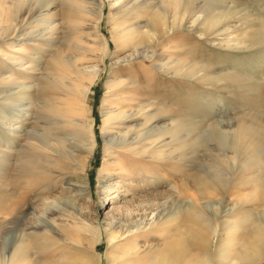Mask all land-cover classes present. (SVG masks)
Instances as JSON below:
<instances>
[{
	"label": "rangeland",
	"instance_id": "obj_1",
	"mask_svg": "<svg viewBox=\"0 0 264 264\" xmlns=\"http://www.w3.org/2000/svg\"><path fill=\"white\" fill-rule=\"evenodd\" d=\"M51 1L0 0V258L5 246L9 253L24 251L13 264H73L78 257L94 264H164V256L172 264H235L255 250L257 221L264 218L258 195L264 188V0H181L174 25L169 0L134 7L130 0L121 8L119 0ZM97 3L100 20L85 12ZM155 3L163 7V26L150 23ZM124 28L130 38L122 43ZM105 41L103 60L85 64L98 69L82 99L92 151L73 161L72 172L27 171L20 162L26 133L72 130L66 117L77 81L56 63L65 57L72 64L80 50L101 53ZM131 101L167 125L157 134L144 132L149 137L141 143L158 135L160 144L139 160L121 144L107 143L103 132L105 114ZM239 125L250 133L234 152L228 141ZM36 154L26 149L28 161ZM106 172L109 190L98 186ZM54 176L67 178L47 195ZM74 184L82 197L68 192ZM49 196L56 203L47 206ZM108 227L122 237L131 229L130 239L111 245ZM193 232L197 238L189 237ZM179 241L185 250L176 258L167 244Z\"/></svg>",
	"mask_w": 264,
	"mask_h": 264
},
{
	"label": "bare ground",
	"instance_id": "obj_2",
	"mask_svg": "<svg viewBox=\"0 0 264 264\" xmlns=\"http://www.w3.org/2000/svg\"><path fill=\"white\" fill-rule=\"evenodd\" d=\"M119 1L121 2L119 3L118 8H121L127 5L130 0H119ZM146 1L147 0H144V1L136 0V3H133L132 7L142 6V4H144V2ZM51 3L52 1L48 0L47 6L50 5ZM180 3H181V0H169L165 4V6H170L173 10L172 12L173 24L172 25L175 24V20L179 19V17H176V15L178 13L177 6H179ZM154 5H156V8L153 10L152 14L153 16H155V18H153L154 20H150V23L153 26H156V24H160L161 26H163V23H164L163 19L165 17L164 12L161 11L163 7H161L158 3H155ZM102 10L103 9H102L101 3H97V7H95L94 10L85 8V12H87L89 15L90 14L94 15L97 20H100L102 12H103ZM185 11H186V8H185ZM4 13H5V20L6 21L10 20V10L6 9ZM208 17L215 18L213 15H209L206 18ZM158 21H161V22L158 23ZM95 25H96L95 31L97 33L99 32V22L97 21ZM49 26H50L49 27L50 31L56 29L57 27L56 25L54 26L49 25ZM6 28L9 29L8 24L6 25ZM129 33H130L129 30H126L125 28L121 29L120 36L118 37L119 41L122 43L127 41L130 38ZM152 34H149L150 35L149 37L152 38L153 37ZM93 48L94 50L96 49L95 46H93ZM108 48H109V45L105 41L102 44V46H99V48H97L99 49V51L101 50V53H95L94 55L87 56V55H82V50H80L75 55V59L72 64L65 57L62 58L63 60H60V61L58 60V62L56 63L59 66H61L62 69H64V71L71 72L73 74L75 81H77V84L74 85V87L72 88L73 99L71 101L72 103L70 104L69 110H68L69 117L68 118L66 117V122L67 124L70 125V128L72 130L71 132H39V131L34 132L33 130V132L26 133L25 135L26 141L20 146V149L23 150V153L21 154L20 162L26 161V165H28L26 168L27 171L33 172L35 168L41 166V167L47 168V170H49L51 175L54 174L55 172H58V174H62V173L64 174V171L66 170L67 172L68 171L72 172L73 171L72 167L74 164L73 161L80 159V158L81 159L85 158L86 155L83 156V154H88L92 151V143H91L92 138L91 137L94 136V133L87 131V129L84 128V125L82 123V118L85 116V113H84L85 109L83 110V107H82L83 106L82 104H84L82 103V99L83 100L85 99L87 92L89 91L92 83L97 77L98 69H95L96 66H92V65L88 66L85 64L96 62L98 58H102L103 60V56L105 55V52L107 51ZM138 51H139L138 48L135 47L133 55L138 54ZM51 58H53V56ZM61 67L59 68L61 69ZM158 67H162V65ZM37 69L39 70L38 76H42L43 75L42 68H35L34 72ZM109 84L111 88L114 86L113 81H110ZM12 100L14 99L12 98ZM40 109H41L40 104L36 103V110H35L36 113L39 112ZM145 109L148 111L146 119H145ZM143 111H144V118L141 119L140 116L142 115ZM149 112L150 111L145 106H140L139 104L134 106L132 104V101L129 103H122L121 106L114 107L113 109L108 111V113L105 114L106 116L103 118V125H104L103 132L108 138L107 143L114 145V143L112 142H116L118 144H121L120 148L122 149L125 148L126 151H128L129 153H131L132 156L137 157V158L139 155H142V152H144L145 150H146L145 153H149L151 149L159 146L160 142L158 141V135H156L155 140L146 141V142L141 143L142 140L145 141L146 137H149V136H145L146 134L144 133L145 131L148 133L154 132L155 134H157L167 129L166 124L159 123L157 119L158 117L155 115L150 116ZM36 121L37 120L35 119V124H36ZM11 133H14V132H11ZM249 133L250 132H247V130L242 125H239L236 128V131L234 132L233 137H231V139L228 141L229 148L232 149L234 152H236L239 149L244 138H246ZM29 147H32L37 152V154L28 161V157H26V149L28 150ZM137 149H139V152H136ZM116 155H118V152H116ZM137 160H139V158ZM103 164H104V167H106L107 161H104ZM104 170L105 168H103L101 173ZM106 170L108 171L107 168ZM43 174H44L43 170H40L39 173L36 174L39 181H43V176H44ZM54 175L56 176L57 174H54ZM55 176H54L55 181H53L52 184L46 187L47 195H50V193L53 191V188L57 187L59 182L60 183L62 182L63 178L64 180H66L67 178V176L62 177V178L60 176L59 177L58 176L55 177ZM110 176H111V172L110 173L106 172L105 175L101 174L99 178L98 186L102 187L103 189H107V190L111 189L112 185L104 184L106 183V181L108 180ZM67 190H69L68 192H71L74 194L77 193L75 195V198L76 196L78 198L82 197L81 191L83 190V188L79 184L69 185L67 187ZM259 194L264 196V188L260 193H258V195ZM56 201L59 204L64 202L66 204L73 205V202H68L67 200H61V202L58 200ZM43 203L47 206L52 205L53 203H56L55 197L50 198L49 196L48 200H45ZM193 208L194 207H192V210ZM73 210L76 211L75 208H73ZM77 217L79 216L77 215ZM77 217L75 218L76 219L81 218V217L79 218ZM81 220L82 219H80L79 221L82 222ZM257 222H258L259 245L257 246L255 250L253 249L247 252L246 254H244L240 258V260L237 261L235 264H259L258 261L261 260L262 251H263L262 249L264 245V218H259ZM84 225H86L89 228L92 227V224L87 225L84 223ZM81 227L82 226H80V228ZM110 227H112V225ZM110 227H108L109 229L107 231V239L111 245H114L113 242L117 240L126 241L130 239L129 235L132 232L131 229L127 230L126 236L122 237L124 235L123 232H121L120 230L111 229ZM142 230L144 231V229H140V232H142ZM189 237L197 238V235L195 232H193ZM3 248H4V252H3L2 257L0 258V264H13V258H14L13 256L18 257V258L24 257V251L21 250L19 247H17V249H15L12 253H9L8 252L9 250H7L5 246ZM167 248H170L172 250V256L178 258L182 255V253L185 250V243L183 241H179V242H175L172 244H167ZM132 251L129 250V252L127 253L131 255L134 253ZM159 259H161L162 262L164 261V264L165 262L166 263L170 262L172 264L171 262L172 260H170V258L167 256H164ZM75 260L76 262H73V264H94V260H92V257L88 259H86V257H83V258L78 257V258H75Z\"/></svg>",
	"mask_w": 264,
	"mask_h": 264
}]
</instances>
